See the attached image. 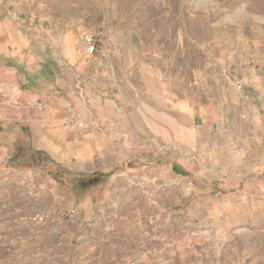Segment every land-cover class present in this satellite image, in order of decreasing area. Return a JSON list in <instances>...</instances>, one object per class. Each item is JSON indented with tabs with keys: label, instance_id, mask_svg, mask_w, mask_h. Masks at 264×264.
I'll list each match as a JSON object with an SVG mask.
<instances>
[{
	"label": "rangeland",
	"instance_id": "1",
	"mask_svg": "<svg viewBox=\"0 0 264 264\" xmlns=\"http://www.w3.org/2000/svg\"><path fill=\"white\" fill-rule=\"evenodd\" d=\"M0 264H264V0H0Z\"/></svg>",
	"mask_w": 264,
	"mask_h": 264
},
{
	"label": "crops",
	"instance_id": "2",
	"mask_svg": "<svg viewBox=\"0 0 264 264\" xmlns=\"http://www.w3.org/2000/svg\"><path fill=\"white\" fill-rule=\"evenodd\" d=\"M156 89L154 85L152 86L151 91L155 92ZM146 113L148 114L146 117H148L149 120V125L147 128L155 138H158L164 142H177L185 147H192L197 142V140L201 139V134L196 127L185 126L177 121L174 117H171L161 111H156L155 108L151 109L150 111L147 110ZM209 125L211 128L217 126V124L213 122H211Z\"/></svg>",
	"mask_w": 264,
	"mask_h": 264
},
{
	"label": "built area",
	"instance_id": "3",
	"mask_svg": "<svg viewBox=\"0 0 264 264\" xmlns=\"http://www.w3.org/2000/svg\"><path fill=\"white\" fill-rule=\"evenodd\" d=\"M85 42L89 46V52L92 54L95 51V46L92 44V40L86 38Z\"/></svg>",
	"mask_w": 264,
	"mask_h": 264
},
{
	"label": "bare ground",
	"instance_id": "4",
	"mask_svg": "<svg viewBox=\"0 0 264 264\" xmlns=\"http://www.w3.org/2000/svg\"><path fill=\"white\" fill-rule=\"evenodd\" d=\"M249 6V5H248ZM247 7V6H246ZM248 21V20H247Z\"/></svg>",
	"mask_w": 264,
	"mask_h": 264
}]
</instances>
